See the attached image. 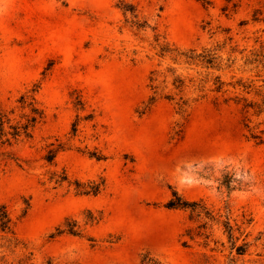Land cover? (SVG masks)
<instances>
[{
    "label": "rangeland",
    "instance_id": "1",
    "mask_svg": "<svg viewBox=\"0 0 264 264\" xmlns=\"http://www.w3.org/2000/svg\"><path fill=\"white\" fill-rule=\"evenodd\" d=\"M119 1L182 47L227 34L239 46L264 42V0H0V103L12 107L37 84L44 110L31 140L0 150V203L20 240L15 254L0 255L11 264H143L145 254L158 264H264V140L246 136L231 102L203 100L185 121L164 100L139 114L157 61L154 31L130 25ZM50 142L64 146L55 165L43 159ZM50 169L103 178L104 187L97 195L55 188ZM173 189L228 218L246 252L230 250L219 223L207 245L182 235L197 222L163 207ZM85 209L102 218L83 236H50L67 216L84 227Z\"/></svg>",
    "mask_w": 264,
    "mask_h": 264
},
{
    "label": "trees",
    "instance_id": "2",
    "mask_svg": "<svg viewBox=\"0 0 264 264\" xmlns=\"http://www.w3.org/2000/svg\"><path fill=\"white\" fill-rule=\"evenodd\" d=\"M208 3L207 0H200ZM117 7L123 15L131 14V24L138 30L152 28L154 31L150 45L155 51L156 63L149 71L147 87L149 93L141 103L139 114L148 112L158 101L170 103L176 114L185 121L191 108L210 98L214 103L231 102L240 108L243 127L247 130L248 138L256 143L264 140V42H255L251 46H239L230 35L216 39L210 43L198 46L182 47L171 42L163 33L151 26L148 20L141 18L133 4L119 1ZM255 19V18H254ZM228 33V28L224 29ZM39 86L22 91L15 99L12 107L6 108L0 103V150L13 146L24 140H31L35 127L43 120L44 110L37 100ZM253 119V121H252ZM250 122H254L252 125ZM174 129L173 134L181 132V125ZM75 130V125H73ZM43 159L48 165H55V158L59 151L64 149L63 143L50 142L45 146ZM96 159L102 156L92 152L89 154ZM45 179L54 184L53 187L67 183L75 194L97 195L104 187V180L70 179L64 169H50ZM167 209H179L188 212V218L197 222V232L187 228L182 235L193 240L196 236L203 238L204 245L210 235L207 230L212 224L223 226L230 250L237 255H243L249 243L243 239L240 244L236 241L234 228L229 219H220V215L210 212L202 199L189 200L184 198L175 189L163 204ZM29 204L24 208V216ZM102 218L101 212L95 214L90 209L83 212L84 227L78 221L67 216L55 227L51 237L61 234L83 236L85 226L98 223ZM16 222L11 217L5 204L0 203V249L15 254L20 247V240L15 232ZM187 245V241H183ZM233 262V259H230ZM229 260V261H230ZM25 260L19 261L22 263ZM143 264H158L159 261L148 254L143 255ZM0 264H11L0 255Z\"/></svg>",
    "mask_w": 264,
    "mask_h": 264
}]
</instances>
